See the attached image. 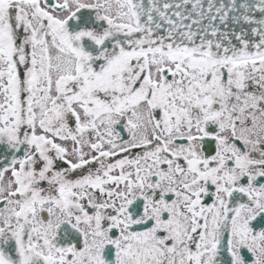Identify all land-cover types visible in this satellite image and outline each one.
Returning <instances> with one entry per match:
<instances>
[{"label":"snow or ice","instance_id":"1","mask_svg":"<svg viewBox=\"0 0 264 264\" xmlns=\"http://www.w3.org/2000/svg\"><path fill=\"white\" fill-rule=\"evenodd\" d=\"M0 264H264V0H0Z\"/></svg>","mask_w":264,"mask_h":264}]
</instances>
